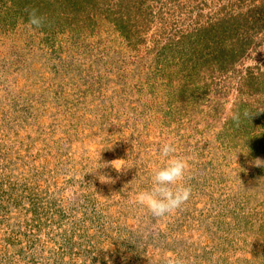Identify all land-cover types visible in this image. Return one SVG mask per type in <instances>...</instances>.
<instances>
[{"label": "rangeland", "instance_id": "1", "mask_svg": "<svg viewBox=\"0 0 264 264\" xmlns=\"http://www.w3.org/2000/svg\"><path fill=\"white\" fill-rule=\"evenodd\" d=\"M0 264H264V0H0Z\"/></svg>", "mask_w": 264, "mask_h": 264}, {"label": "clouds", "instance_id": "2", "mask_svg": "<svg viewBox=\"0 0 264 264\" xmlns=\"http://www.w3.org/2000/svg\"><path fill=\"white\" fill-rule=\"evenodd\" d=\"M25 11L28 13L30 27L42 28L44 26L46 17L38 14L37 9L26 8ZM244 115L247 117L248 113L245 111ZM232 119L238 125L240 114L235 113ZM176 153L177 147L174 142L169 141L161 145L159 154L165 163L154 171L151 177V188L141 190L136 195V202L146 207L155 217L162 218L174 213L190 199L192 193V189L183 183L188 169V158L178 156ZM120 161L123 159L115 160L111 165ZM256 165H261L259 158L256 160ZM99 179L102 183H112L103 175L99 176Z\"/></svg>", "mask_w": 264, "mask_h": 264}, {"label": "trees", "instance_id": "3", "mask_svg": "<svg viewBox=\"0 0 264 264\" xmlns=\"http://www.w3.org/2000/svg\"><path fill=\"white\" fill-rule=\"evenodd\" d=\"M127 14H129V13H127ZM128 17L129 16H127V17H125L124 19H120V18H118L119 20H117V21H110V22H108L107 24L108 25H110L111 23L114 25L115 23H120V21L121 22H125L127 19H128ZM126 23V22H125ZM127 24V23H126ZM117 26H119V25H117ZM126 26H128V25H126ZM121 27V26H120ZM130 31V30H129ZM124 38L126 39L125 41H129V42H132V37L130 36V35H125L124 36ZM221 55H224V54H222V53H220Z\"/></svg>", "mask_w": 264, "mask_h": 264}]
</instances>
